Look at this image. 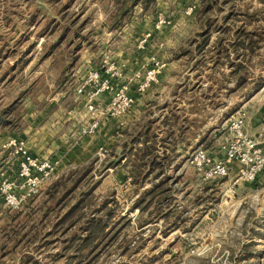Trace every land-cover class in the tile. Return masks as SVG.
Listing matches in <instances>:
<instances>
[{
    "label": "rangeland",
    "instance_id": "374dc122",
    "mask_svg": "<svg viewBox=\"0 0 264 264\" xmlns=\"http://www.w3.org/2000/svg\"><path fill=\"white\" fill-rule=\"evenodd\" d=\"M124 1L46 0L42 5L43 1L0 0V75L12 70L6 73L4 82L0 81V106L21 98L9 117L10 127L20 132L29 121L27 103L33 114L44 107L48 111L76 108V119L81 111L83 118L78 128L71 124L73 120L63 123L58 116L57 135L67 149L72 147L74 133L76 141L85 138L94 147L87 151L85 161L71 163L62 172L55 171L38 193L25 199L20 209L10 211L0 199V264H264V177L232 185L236 168L230 166L228 176L204 181L189 162L196 148L223 157L222 144L231 138L229 122L241 111L245 121L254 119L263 126L264 36L254 53L238 50L239 60H244L246 68L238 76L229 75V59L219 55L223 54L221 46L236 38L241 25L245 32L264 30V0H230L208 11H203L201 0H155L146 8L137 3L130 10L123 8L128 5H123ZM247 14H255L253 18L258 21L249 23L252 17ZM104 55L110 57L119 73L111 79L112 84L118 89L126 87L133 100L129 110L120 116L99 113L108 105L112 93H103L96 99L97 110L92 114L85 96L75 91L91 67H101ZM152 57L160 65L156 79L143 92L138 91L134 74L151 67ZM229 58L234 60L231 50ZM137 62L139 66L135 67ZM81 64L84 71L74 74ZM133 83L140 100L135 107L138 119L131 117L124 128L114 125L107 140L100 141L101 121L121 118L136 104L130 94ZM178 86L181 101L173 103L171 94ZM194 101L200 106L196 115L186 116L185 111L177 109L189 103L190 112ZM169 102L177 107L166 110ZM65 115L68 116L66 112ZM91 118L98 121L96 130L81 133ZM147 120L163 144L159 155H168V159L164 160L161 175L156 169L137 186L131 184L120 141L128 139L126 131L131 132ZM187 125H192L188 132ZM10 127L5 130L10 132ZM171 131L176 135L166 138ZM100 147L107 152L102 159L96 154ZM16 165L17 155L12 148L5 157L0 155V182L15 178L6 170L13 166L16 169ZM57 179H66L58 186L57 197L64 184L67 188L76 184L75 192L69 193L62 205L73 203L91 187V195L85 200V216L65 234H49L55 220L53 216L43 219L40 235L35 238L29 222L25 229L28 233L15 245L10 243L13 214L29 212L31 204L35 208ZM159 181L162 187L143 209L140 198ZM161 189L165 191L158 193ZM104 205L105 211L115 212L106 229L111 236L106 240L99 236L106 243L77 262V238L71 247L65 249L64 244L70 243L75 232L79 233L78 227L84 226L87 216L103 215L105 211L100 209Z\"/></svg>",
    "mask_w": 264,
    "mask_h": 264
},
{
    "label": "trees",
    "instance_id": "16d2710c",
    "mask_svg": "<svg viewBox=\"0 0 264 264\" xmlns=\"http://www.w3.org/2000/svg\"><path fill=\"white\" fill-rule=\"evenodd\" d=\"M152 1L155 0H125L123 2V5L127 3L128 5L123 6V8L128 7V10H130L132 9V7L137 5V3H141L142 7L146 8L148 3ZM201 1L204 2L203 11H208L220 3L223 4L229 2L230 0ZM121 9L122 8H120V10ZM125 11L127 10H124V12ZM253 13L256 12L254 11ZM254 15L255 14H247V16L252 17L251 20H248L249 23H254L255 21H258L253 18ZM120 17L121 15L118 17V21H120ZM263 36V29H259V31L257 29H253L251 31L245 32L241 25L240 27H238V31L235 32L236 38L232 42L221 46L223 51L221 49L220 50L224 54V56H222L223 54L219 53V57H225L226 60L229 59L228 64L230 67H232L229 75L235 74L238 76V73H240V71H242V73H245L244 71L246 70V68L242 64L244 60H239L241 54L238 50L241 48L242 50H248L250 53H254L255 50H257L261 46ZM219 42L220 40L217 42V44ZM230 50L234 53V60L233 58H229ZM235 60H238V62ZM10 68H12V66ZM11 71L12 70L9 69V71H5L3 74H1L0 81L1 79L3 80L7 72L8 74L12 73ZM240 79L243 83V78L240 77ZM24 94L22 95L23 97L25 96ZM20 99H18V101L14 100L10 104L0 106V130H5L7 129V127H10L12 122L10 120L11 118L9 117L15 108V103H20ZM199 110L200 106L198 102H192L190 106V113H197ZM174 117L175 116H173V118ZM151 124L152 122L150 120H147L143 124L138 125L131 132L126 131L125 133L127 134L128 139L121 143V156L122 159H125V166L129 167V174L132 178L131 184L133 185H141L156 169L159 170L157 172L158 176L161 175L163 173L162 169L165 165L164 160L166 162V160L168 159V155H159V150H162L163 144L159 143V141L157 140L158 134L152 129ZM8 129L10 131H13V128L11 127ZM189 129L190 125H187V130ZM173 133V131L168 132V134H166V138H169L171 135H173ZM138 144H141V146H138ZM164 147L165 149L167 148V146L165 145ZM170 151H175V148H170ZM117 163L119 162H112V165H116ZM146 167L147 169L144 171L143 169H145ZM90 168L91 163L90 166L86 168V170L88 171L90 170ZM85 173L86 172H84V174ZM64 180L66 179L55 180L47 190L46 198L42 199L41 202L35 208H33L31 204L27 208V211L29 212H25L23 214L17 212L13 214L12 219L15 220V224L12 226V230L8 233V239L10 243L15 245L18 240H20L26 233H28L25 229L29 222L31 223L30 228L34 229L32 236L35 238L37 235H40V227L43 219H51V217L53 216L55 220L52 227L53 229L51 232H49V234L52 232L65 234L69 229H72V227L77 225L78 222L85 216L86 212H84V209L85 207H87V203H85V200L88 196L91 195V187L90 190L88 188V190L82 191L80 193V197H78L73 203L68 205V202H66L64 203V205H62L61 202L65 201L67 195H69V193L73 191L75 192L76 189V184H73L72 187L68 188L64 184V187L62 188V194L57 197V188L58 186L62 185V182H64ZM162 181H159L158 183H153L152 186L143 193L142 197L140 198L142 199V202H140V204L143 203V209L151 203L153 194H156V191L160 189V187H162ZM163 191H165V189H161L158 193H161ZM140 199L138 201H141ZM105 207L106 205H104L103 208L100 209V211H105ZM63 208H65L64 211ZM114 213V210L107 209L103 215L87 216L84 226L78 227L79 233L75 232L77 234L74 233L72 235L71 239H69L70 243L64 244V248L66 249L68 247H71V245L76 242L75 247L77 250V254L74 259L77 262H81L83 259L87 258L90 254H92L99 246H102L106 243L103 240H99L98 237L104 236V240H106L107 237L111 236V233L107 232L106 229ZM63 225L66 226L63 228ZM79 234H84L83 238H78L77 236H79ZM261 234L263 235L264 233Z\"/></svg>",
    "mask_w": 264,
    "mask_h": 264
},
{
    "label": "built area",
    "instance_id": "2783aa9c",
    "mask_svg": "<svg viewBox=\"0 0 264 264\" xmlns=\"http://www.w3.org/2000/svg\"><path fill=\"white\" fill-rule=\"evenodd\" d=\"M152 65L145 72L134 74L138 82V91L143 92L155 79L160 67L158 61L152 57ZM119 75L115 64L108 55H104L100 68L90 69L81 84L75 91L80 96H85L86 106L90 113L97 110L96 99L103 93H112L113 97L104 110L105 114L120 116L125 114L132 105V98L127 93L126 87L118 89L111 79ZM264 117V116H263ZM98 121L91 118L86 126L81 128V133L90 134L96 130ZM231 138L222 144L223 157H214L202 148L192 152L189 162L197 175L204 181L223 178L229 175V167L236 168L232 185L240 182L251 183L264 177V146L262 145L263 126L257 136L245 131V114L241 111L233 117L228 125ZM3 147L13 149L17 155V171L13 179L5 178L0 182V199L4 206L10 210H18L28 196L38 193L44 184L50 180L56 170L57 161L50 158H39L29 151L26 141L13 137L5 141ZM106 150L100 147L96 154L102 159ZM131 178L128 177V184Z\"/></svg>",
    "mask_w": 264,
    "mask_h": 264
},
{
    "label": "crops",
    "instance_id": "0c3cea01",
    "mask_svg": "<svg viewBox=\"0 0 264 264\" xmlns=\"http://www.w3.org/2000/svg\"><path fill=\"white\" fill-rule=\"evenodd\" d=\"M41 1H43L42 5L46 4V0H40V1L34 0V3H40ZM43 20H44V18L42 19V21ZM91 55H93V54H90L89 56H91ZM142 56L143 55H141L140 57L143 59ZM84 57L85 56H83V59H84ZM138 62H140V60H138ZM138 62H137V65H135V67H138L141 64V62H140L138 65ZM82 66H84V64H81L80 68L78 70H76L74 72V74L79 73L82 69ZM87 67H89V65H87ZM129 70H130V72L132 71L131 69H129ZM83 71H84V68L82 69V71L80 73H82ZM8 77L9 76H7L6 79ZM4 81L5 80H3L2 82H4ZM133 85H134V83H133ZM134 87H135V85L130 88V94L134 97L136 104L133 105L132 109L129 111L128 114H126L125 116H123L121 118L111 119V120L105 119V120L101 121V125L99 127L100 130L98 132L100 141H102V138H104V140H107L108 134H111L110 132L113 130L114 125H116V126L119 125L118 127L121 126V128H124L127 125L128 121L130 120L131 117H135L138 119V117H137L138 111L135 107L138 106V103L140 100L138 97H136L138 95V93L135 91ZM178 88H179V86L174 88V91L171 94V99L174 101L173 103H176L181 98V96H180L181 93H179L180 89H178ZM169 103H170V105H169ZM169 103L165 104L166 110H167V108L171 109V106L173 107V109H174V107H177V106H175V104L173 105L171 102H169ZM29 104L30 103H27L28 106L26 105L27 106L26 107V112H27L26 119H28L29 121L24 124V126H23L22 130H20V132H15V131L8 132L7 130L0 131V148H1L0 149V155H3V157H5V155L7 154V151L9 150L6 148H3L4 150L2 149L5 141H7L10 138L17 137V138H22L26 141V144L29 148V151L34 156H38L39 158H50V159L56 160L57 161V166H56V170H55L56 173L62 172L66 168V166L71 164V163L81 162L82 160L85 161V158H88V157H85L87 155V151H90L94 148L88 139L82 138L83 140H78L79 141V143H78V141L75 140L76 133H74L73 134L74 137H72L70 140L72 143V147H71V149H67L63 145L62 139H60V137L57 135L59 133L58 132L59 128H58L56 122L58 121L59 118H60V120H62L63 123L68 122V120H73L71 124L76 125V127H77V125L80 123V120L83 119L82 114H81L82 111L79 114H77V116L79 117V119L77 120L76 119L77 117H75V115L73 114V112H75L76 108H75V110H72V111L71 110L70 111H66V110L64 111V110L58 109V108L55 109V111H48V110H45L44 109L45 107H44L43 110H41V111L36 110V114H33V113H31V111H32V108L30 106L31 104L30 105ZM188 105H189V103H188ZM188 105L186 107L183 106V107H180L177 109H179V111H181V110L185 111L184 114L186 116H190L192 114L196 115V112L190 113L188 111V108H187ZM65 112L68 114V116L65 115ZM170 112H171V117L172 116H175L174 118L177 117L175 114L172 113V111H170ZM61 114H63V116ZM85 115H86V113H85ZM185 115H184V117H185ZM58 116H59V118H57ZM190 128H192V125L190 126ZM186 131L188 132L187 129H186ZM245 131L250 132V134L257 136L258 133L261 131V126H259V123L256 120L250 119L248 121H245ZM173 132H174L173 136L176 135L175 131H173ZM182 135H183V132L180 131L179 136L182 137ZM263 140L264 139H262V141ZM122 142H124L123 139L120 141V147H121ZM52 156H54V157H52ZM16 171H17V165H16V169L14 166H13V168H10L9 170L7 169L6 174L15 177Z\"/></svg>",
    "mask_w": 264,
    "mask_h": 264
}]
</instances>
